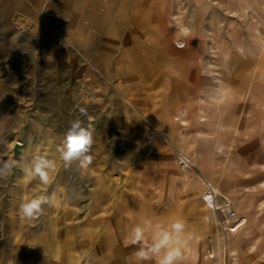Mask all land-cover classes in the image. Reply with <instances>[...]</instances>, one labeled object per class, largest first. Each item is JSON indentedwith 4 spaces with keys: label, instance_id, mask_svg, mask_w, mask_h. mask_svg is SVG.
Returning <instances> with one entry per match:
<instances>
[{
    "label": "rangeland",
    "instance_id": "obj_1",
    "mask_svg": "<svg viewBox=\"0 0 264 264\" xmlns=\"http://www.w3.org/2000/svg\"><path fill=\"white\" fill-rule=\"evenodd\" d=\"M52 1L0 0V79L24 80L0 86V162L14 165L0 264H134L126 225L145 218L184 223L182 264H264V140L246 93L264 82L233 63L264 57V0ZM80 108L84 172L55 151ZM35 155L56 159L51 184L25 175ZM36 194L57 204L24 218Z\"/></svg>",
    "mask_w": 264,
    "mask_h": 264
},
{
    "label": "clouds",
    "instance_id": "obj_2",
    "mask_svg": "<svg viewBox=\"0 0 264 264\" xmlns=\"http://www.w3.org/2000/svg\"><path fill=\"white\" fill-rule=\"evenodd\" d=\"M79 114L70 122L55 151L66 169L70 168L73 162H77L79 169L84 172L93 161L90 154L93 129L80 118L87 116L86 109L80 108ZM13 166L10 162H0V179L6 178ZM56 169V159L35 155L23 171L29 180H38L44 185H49ZM56 204L57 201L48 195L36 194L23 200L18 211L24 218L34 219L42 214L44 205ZM191 239L190 234H185V225L179 219L165 225L145 218L140 223L126 225L125 242L136 246L132 254L135 264H144L148 261H154V264H182V248Z\"/></svg>",
    "mask_w": 264,
    "mask_h": 264
},
{
    "label": "crops",
    "instance_id": "obj_3",
    "mask_svg": "<svg viewBox=\"0 0 264 264\" xmlns=\"http://www.w3.org/2000/svg\"><path fill=\"white\" fill-rule=\"evenodd\" d=\"M55 1L56 0H53L52 2H55ZM213 60H215V58H213ZM228 60L229 59H221V60H219V63L221 61V64H223L221 66H224L226 63H228ZM233 63H234V65L237 66V71L239 74L241 72L245 71L246 69H248V67L253 64L255 67V70H256L254 72V75H256L255 78L259 82H261V81L264 82V71L260 70V69H264V57H262L261 59H258V60H254L252 63H250V57H246L244 59V61L235 60ZM16 71L21 73L20 69L16 70ZM14 79H16V78L10 77V78H6V79H0V86L2 85V83L16 82L15 84H19V83L22 84L24 82L23 79H21V80H18V79L14 80ZM243 86L244 85H239L238 91H240ZM12 87H13V85H12ZM177 89H178L177 87L174 88V91L176 93L178 91ZM15 90L21 91L20 97H23V95L27 96V88H25V85H22L20 90H17V89H15ZM246 93L250 94V100H249L248 106L255 108V111H256V114L254 115V119L252 120V123L256 127V133H255L256 135L255 136L257 139L259 138L260 140H264V87L258 86L256 83H254V84L249 85L247 87ZM225 95H227V94H225ZM219 100H222V97H220ZM249 119L250 118L248 117L246 120L249 121ZM122 260L123 259L119 260L118 263L124 264L125 261H122ZM127 264H129V263H127Z\"/></svg>",
    "mask_w": 264,
    "mask_h": 264
},
{
    "label": "built area",
    "instance_id": "obj_4",
    "mask_svg": "<svg viewBox=\"0 0 264 264\" xmlns=\"http://www.w3.org/2000/svg\"><path fill=\"white\" fill-rule=\"evenodd\" d=\"M205 196L207 197V198L204 197V200H205L206 202L208 201V202H210V203H212V204H213V201H214V203L216 202V197H215V195L213 194V191H212L211 189H208V190H207ZM216 208H218V207H216ZM223 212H225L224 215H225V217H226L227 219H233L234 216H235V213H234V211H233V209H232V206H231V204H230L229 202H227V203L225 204V211H223Z\"/></svg>",
    "mask_w": 264,
    "mask_h": 264
},
{
    "label": "water",
    "instance_id": "obj_5",
    "mask_svg": "<svg viewBox=\"0 0 264 264\" xmlns=\"http://www.w3.org/2000/svg\"><path fill=\"white\" fill-rule=\"evenodd\" d=\"M19 146H20V144H19V143H16V144L14 145V147L12 148V154H13L14 156L17 155L18 150H19Z\"/></svg>",
    "mask_w": 264,
    "mask_h": 264
},
{
    "label": "bare ground",
    "instance_id": "obj_6",
    "mask_svg": "<svg viewBox=\"0 0 264 264\" xmlns=\"http://www.w3.org/2000/svg\"><path fill=\"white\" fill-rule=\"evenodd\" d=\"M179 47H183V45L182 46H179ZM221 72V71H220ZM223 92H225V91H223ZM221 97V96H220ZM203 180V179H202ZM216 189V188H215ZM206 195V193L204 194V196ZM205 198H207L206 196H205ZM203 200H204V198H203ZM205 201V200H204ZM207 206H209L210 208H211V205H212V203H208V201H207V203H205ZM212 209V208H211ZM215 211V210H214ZM211 213L213 214V216L215 215L214 214V212H213V210L211 211ZM214 219H215V216H214Z\"/></svg>",
    "mask_w": 264,
    "mask_h": 264
}]
</instances>
